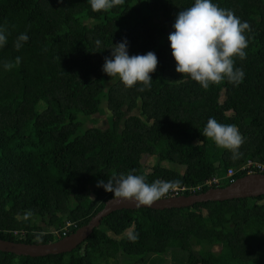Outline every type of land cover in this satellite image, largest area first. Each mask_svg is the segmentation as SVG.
I'll use <instances>...</instances> for the list:
<instances>
[{"label":"trees","instance_id":"1","mask_svg":"<svg viewBox=\"0 0 264 264\" xmlns=\"http://www.w3.org/2000/svg\"><path fill=\"white\" fill-rule=\"evenodd\" d=\"M214 2L250 30L247 57L235 64L243 82L205 90L176 71L168 39L194 0H124L107 12L93 11L89 0H0L8 37L0 48V238L54 242L67 221L76 231L114 197L97 186L114 174L179 186L225 177L248 159L264 165V0ZM22 33L29 40L17 50ZM125 38L130 55L158 57L150 89L127 88L102 70ZM16 57L20 63L4 69ZM210 117L237 126L244 137L238 159L203 136ZM145 156L156 161L145 165ZM229 184L225 178L220 186ZM175 251L174 264H264V194L117 210L71 252L0 251V264H143Z\"/></svg>","mask_w":264,"mask_h":264},{"label":"clouds","instance_id":"2","mask_svg":"<svg viewBox=\"0 0 264 264\" xmlns=\"http://www.w3.org/2000/svg\"><path fill=\"white\" fill-rule=\"evenodd\" d=\"M89 3L93 11L107 12L122 5L124 0H89ZM173 28L174 31L169 34L168 39L176 61V71L183 74V77L197 82L205 90L211 85H219L225 81L234 86H239L243 82L245 73L235 64L236 58L244 60L247 57L248 40L245 33L246 30H250L247 21L242 22L231 10L219 7L214 0H194L190 7L182 9L177 14ZM28 40L29 36L26 33L20 34L15 42V48L19 50ZM7 41L6 31L0 28V48H4ZM99 44L100 41H97V45ZM128 49L127 38L116 43L115 47L111 48V56L105 57L102 70L111 78L119 77L127 88L139 85L140 91L150 89L153 80L151 74L158 66L157 55L153 51L130 55ZM19 63L20 57H16L15 63L6 62L3 67L11 70ZM202 134L215 142L218 147L231 151L233 159H238L241 155L239 150L244 143V137L237 126L223 124L210 117ZM239 169L238 172H242ZM226 174L225 177L214 176L220 178L221 182L206 187L209 189L220 187L222 181L227 178ZM97 186L111 192L115 198L134 200L138 206H151L168 191L169 187H174L170 186L169 182L162 181L149 184L144 176L131 172L127 175L114 174L107 182L99 181ZM129 238L135 241L137 237L130 234Z\"/></svg>","mask_w":264,"mask_h":264},{"label":"water","instance_id":"3","mask_svg":"<svg viewBox=\"0 0 264 264\" xmlns=\"http://www.w3.org/2000/svg\"><path fill=\"white\" fill-rule=\"evenodd\" d=\"M264 194V173L243 176L227 186L213 187L195 194L159 198L151 206L137 205L134 200L111 198L89 223L54 242L25 243L0 238V251L18 256L40 257L71 252L83 243L97 228L102 219L109 214L123 209L153 208L158 210L189 207L199 202L220 201L234 198L256 197Z\"/></svg>","mask_w":264,"mask_h":264},{"label":"built area","instance_id":"4","mask_svg":"<svg viewBox=\"0 0 264 264\" xmlns=\"http://www.w3.org/2000/svg\"><path fill=\"white\" fill-rule=\"evenodd\" d=\"M239 171L246 172L248 174L255 173V172H264V165L259 164L258 162H255L252 159H249L245 164H243ZM238 171L235 170L234 168H229L226 177L230 180V183H233L237 180L236 173ZM221 182V179L218 177H214L212 179H207L204 183L202 184H184L181 186H174V187H169L168 191L162 195L163 197H168V196H177L180 194H185L186 192H198L201 191L204 187L206 186H213V185H218ZM72 227H76L75 222L67 221L66 225L59 231H54L59 237H64L69 234L71 231Z\"/></svg>","mask_w":264,"mask_h":264},{"label":"rangeland","instance_id":"5","mask_svg":"<svg viewBox=\"0 0 264 264\" xmlns=\"http://www.w3.org/2000/svg\"><path fill=\"white\" fill-rule=\"evenodd\" d=\"M103 117L104 116H102L101 119L99 117V119H100L101 125L105 126V125H107V123H109V121H108L107 117H106V119ZM89 118L93 119V117H89ZM154 161H156V160L152 157L145 156L143 158V162L145 163V165L151 166V165H153ZM177 253H179V252L175 251L174 253H169V254H166L164 256H160V260H159L158 256H152L149 260H147L143 264H174L173 262H174L175 257L177 256ZM113 264H126V263L120 259V261L118 260L117 262H115ZM140 264H142V263H140Z\"/></svg>","mask_w":264,"mask_h":264},{"label":"crops","instance_id":"6","mask_svg":"<svg viewBox=\"0 0 264 264\" xmlns=\"http://www.w3.org/2000/svg\"><path fill=\"white\" fill-rule=\"evenodd\" d=\"M233 168V167H232Z\"/></svg>","mask_w":264,"mask_h":264}]
</instances>
